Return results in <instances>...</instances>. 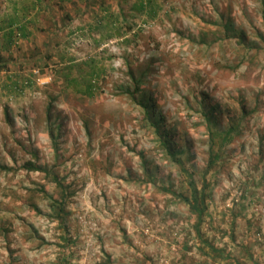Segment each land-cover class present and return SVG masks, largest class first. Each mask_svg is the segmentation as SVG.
<instances>
[{
	"label": "rangeland",
	"instance_id": "obj_1",
	"mask_svg": "<svg viewBox=\"0 0 264 264\" xmlns=\"http://www.w3.org/2000/svg\"><path fill=\"white\" fill-rule=\"evenodd\" d=\"M0 165V264H264V0H0Z\"/></svg>",
	"mask_w": 264,
	"mask_h": 264
},
{
	"label": "trees",
	"instance_id": "obj_2",
	"mask_svg": "<svg viewBox=\"0 0 264 264\" xmlns=\"http://www.w3.org/2000/svg\"><path fill=\"white\" fill-rule=\"evenodd\" d=\"M141 81V79H139ZM140 82L136 83L133 90L130 91V89L128 91H126V93L129 95V97L132 99V100H136L135 98V93L137 92V90L139 89V84ZM138 105L147 113V114H155V111H153L154 109L151 108L150 105H148V103L146 102H143V101H139L138 102ZM209 115V110L206 111V116ZM209 119L207 120L208 123H210V118L212 119V116H209L208 117ZM156 121V119H155ZM159 122V121H156V123ZM158 124V123H157ZM207 129L208 131H210V133L212 132V129H211V123L208 124L207 126ZM155 131L157 132V134L159 135V143H160V146L161 148H163L167 154L168 157H170L172 160H177L176 159V152H175V149L172 148V146L170 145L169 141L166 140V136L168 134L167 131H164L161 133V131H159L158 128H155ZM217 133V132H216ZM216 133H212L213 135H216ZM231 140V136H229L226 141L229 142ZM214 157L216 158L217 157V154H214ZM214 160V158L211 160V163L212 161ZM179 161L180 163V160L178 159L177 162ZM31 170H36L35 167H30ZM7 167L4 166V165H0V173L3 172V171H7ZM49 175V173H47ZM51 177V179L57 184V187L59 189H61V191L64 190V188L61 186L60 182H58L57 180V177L55 175H49ZM48 176V177H49ZM205 198H206V195L202 190H197V188L191 184V192H190V195L189 197H186L184 200V202L186 203L187 207H189V211L194 214L196 216V219H197V223L199 225V221L202 220L203 216L205 215V210L207 209L206 208V205H205ZM52 203L51 207L54 208V212L56 214H61V212H63V208L61 206V201H59L58 199H52L51 198V201ZM196 229H197V233L198 235L200 234L199 232V228L198 226H196ZM231 241H233L235 243V241L232 239ZM206 246L208 248V252L206 254L208 255H211V258L212 259H216L218 257H222L224 256L223 255V251L224 249H220L219 247H217V245H214L212 243H206ZM235 264H241V262H238V261H235Z\"/></svg>",
	"mask_w": 264,
	"mask_h": 264
}]
</instances>
